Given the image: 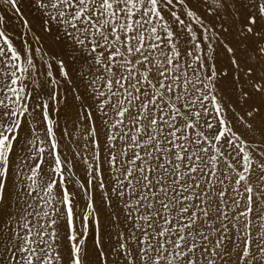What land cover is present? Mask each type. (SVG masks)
<instances>
[{
	"label": "snow or ice",
	"instance_id": "snow-or-ice-1",
	"mask_svg": "<svg viewBox=\"0 0 264 264\" xmlns=\"http://www.w3.org/2000/svg\"><path fill=\"white\" fill-rule=\"evenodd\" d=\"M0 264H264V0H0Z\"/></svg>",
	"mask_w": 264,
	"mask_h": 264
}]
</instances>
